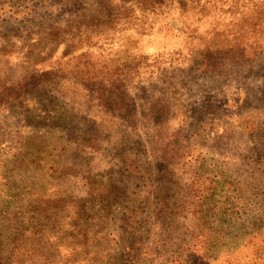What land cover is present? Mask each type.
<instances>
[{
	"label": "rangeland",
	"instance_id": "374dc122",
	"mask_svg": "<svg viewBox=\"0 0 264 264\" xmlns=\"http://www.w3.org/2000/svg\"><path fill=\"white\" fill-rule=\"evenodd\" d=\"M82 4L0 0V93L34 70L8 45L24 49L28 28ZM182 78L130 90L163 110L130 143L126 161L138 167L107 202L89 198L82 175L117 184L123 156L78 149L81 118L46 121L44 90L27 104L0 101V264H188L195 234L204 264H264V64Z\"/></svg>",
	"mask_w": 264,
	"mask_h": 264
},
{
	"label": "trees",
	"instance_id": "16d2710c",
	"mask_svg": "<svg viewBox=\"0 0 264 264\" xmlns=\"http://www.w3.org/2000/svg\"><path fill=\"white\" fill-rule=\"evenodd\" d=\"M80 2L82 7L67 19H46L28 28L30 42L24 49L21 42L8 45V56L21 53L34 70L18 77L13 92H1L0 101L27 104L44 90L49 98L43 104L50 114L46 121L66 123L71 111L81 118L75 130L78 149L91 154L107 148L123 156L117 184L82 175L89 198L107 202L110 194L123 189L122 175L138 167L126 161L130 143L146 135L145 121L155 127L163 110L139 104L140 96L130 90L168 80L180 83L178 77L190 73L213 75L235 65L264 64V0ZM202 197L194 194L199 205ZM200 208H193L191 215L197 217ZM135 215L130 210L123 219L129 235L136 233ZM198 239L195 234L188 248V264L206 263Z\"/></svg>",
	"mask_w": 264,
	"mask_h": 264
}]
</instances>
